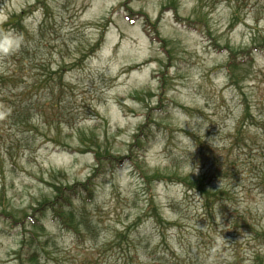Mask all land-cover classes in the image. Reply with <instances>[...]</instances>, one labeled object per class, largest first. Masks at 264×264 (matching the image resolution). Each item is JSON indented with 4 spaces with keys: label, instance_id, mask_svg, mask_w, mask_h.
<instances>
[{
    "label": "rangeland",
    "instance_id": "rangeland-1",
    "mask_svg": "<svg viewBox=\"0 0 264 264\" xmlns=\"http://www.w3.org/2000/svg\"><path fill=\"white\" fill-rule=\"evenodd\" d=\"M0 26V75L62 62L63 104L106 157L93 174L94 153L75 141L14 166L0 139V214L26 220L54 184L92 194L75 201L89 214L80 232L47 211L55 245L40 264H253L264 250L251 237L264 232V0H0ZM22 239L0 215V264H21Z\"/></svg>",
    "mask_w": 264,
    "mask_h": 264
},
{
    "label": "trees",
    "instance_id": "trees-1",
    "mask_svg": "<svg viewBox=\"0 0 264 264\" xmlns=\"http://www.w3.org/2000/svg\"><path fill=\"white\" fill-rule=\"evenodd\" d=\"M16 17L20 18L21 15H14L12 19ZM126 19L134 22L131 16H126ZM44 26L43 24L40 26L35 36L43 34ZM149 28V25L145 26L147 33H151ZM3 29L0 26V38ZM98 47V42L92 44V48ZM20 49L21 51L27 49L25 42H22ZM61 63L57 64L59 67H52L43 62L14 70L9 75L6 72L0 75V139L4 140V151L10 156L14 166L20 153L26 150L30 151L29 156H31L42 147L46 148L51 144L54 147H70L69 143L78 141L81 147L80 152L85 153L87 150L94 153L96 164L93 174H95L100 168L99 163H102V159L104 161L102 167H104L106 157L103 158L100 148L93 140L86 138L87 134L83 129L85 126L77 120L79 113L73 107L63 104L66 102L63 90H68L70 86L64 82L65 75L62 73ZM65 126L69 127L66 129L68 134L62 140L60 136H63L64 129H61ZM54 133L57 138H51ZM0 167H4L1 154ZM52 186L55 195L45 200H43L45 197L40 199L37 206L31 207L33 211L26 220H18L13 212H8L6 209L0 214L11 226L22 227L23 239L20 249L16 252L21 264H40V253L42 255L47 247L55 245V242L46 238L45 234L43 217L47 211L59 221L62 227L69 229L71 227L73 232H77L78 227L80 232L81 226L88 228L87 205H75L76 200L79 199L82 202L83 199L86 201L92 196L88 186L76 189L71 185L65 187L54 184ZM156 219H159V214L156 215ZM251 234L252 240L259 248L264 249V232H258L253 228ZM263 253L264 250L257 252L253 264H263ZM172 264H179V262L174 260Z\"/></svg>",
    "mask_w": 264,
    "mask_h": 264
},
{
    "label": "clouds",
    "instance_id": "clouds-1",
    "mask_svg": "<svg viewBox=\"0 0 264 264\" xmlns=\"http://www.w3.org/2000/svg\"><path fill=\"white\" fill-rule=\"evenodd\" d=\"M0 51H3L4 52V54H8V52H9V49H8V47L7 46H5L3 49H0ZM196 148V147H195ZM195 148L193 149V152L195 151Z\"/></svg>",
    "mask_w": 264,
    "mask_h": 264
}]
</instances>
